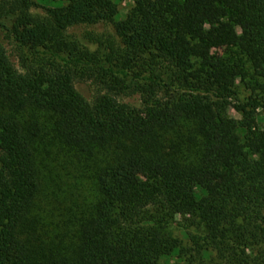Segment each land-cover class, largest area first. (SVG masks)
<instances>
[{"label":"trees","instance_id":"trees-1","mask_svg":"<svg viewBox=\"0 0 264 264\" xmlns=\"http://www.w3.org/2000/svg\"><path fill=\"white\" fill-rule=\"evenodd\" d=\"M42 1L0 0V264H170L177 216L264 264V0Z\"/></svg>","mask_w":264,"mask_h":264},{"label":"rangeland","instance_id":"rangeland-1","mask_svg":"<svg viewBox=\"0 0 264 264\" xmlns=\"http://www.w3.org/2000/svg\"><path fill=\"white\" fill-rule=\"evenodd\" d=\"M37 4H39L41 7L34 8V13H43V7L44 1L42 0H34ZM114 2H117L119 6V19H123L127 12L134 6V3L136 0H113ZM102 28H98V31H102ZM112 29V28H110ZM205 50L210 53L216 54L219 59L228 61L232 55V48L230 47H218L213 40H209ZM89 89V88H88ZM237 92L240 100H246L247 96L250 94V91L247 89L246 82H238L237 83ZM228 114L232 117L240 118L241 116L232 108L229 109ZM84 163H78L77 157L73 155H69L68 163L65 164L64 167H67L68 169H60V173L66 174L67 170L73 171L72 173H81L84 174L85 168L83 167ZM52 167L56 170L57 168L54 167L52 164ZM81 185L84 184L85 188L82 192H78V194L89 196L88 200L91 201L94 199V191L92 188V185L90 184V180L88 178L87 174H84L81 177V180H79ZM74 180L72 181V183ZM71 183V182H70ZM178 225H175L173 229V233L176 237H178L181 241L183 246L187 249L183 252L182 257H174L170 264H225L224 261L220 260L217 257V253L214 251L212 252L211 257H205L203 254L202 249L207 248L208 245L206 241L203 238V233L200 231V229H197L196 226L191 227L189 230L190 235L185 234L184 227L189 224L188 221H185L183 217L177 216ZM195 236V237H194Z\"/></svg>","mask_w":264,"mask_h":264}]
</instances>
